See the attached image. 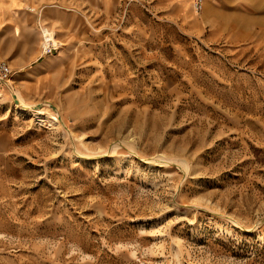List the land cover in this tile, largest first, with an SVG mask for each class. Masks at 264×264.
Wrapping results in <instances>:
<instances>
[{
    "label": "rangeland",
    "instance_id": "obj_1",
    "mask_svg": "<svg viewBox=\"0 0 264 264\" xmlns=\"http://www.w3.org/2000/svg\"><path fill=\"white\" fill-rule=\"evenodd\" d=\"M46 1L0 50V264H264V0Z\"/></svg>",
    "mask_w": 264,
    "mask_h": 264
},
{
    "label": "crops",
    "instance_id": "obj_2",
    "mask_svg": "<svg viewBox=\"0 0 264 264\" xmlns=\"http://www.w3.org/2000/svg\"><path fill=\"white\" fill-rule=\"evenodd\" d=\"M65 1L66 3L62 5L67 6L75 3V0ZM191 1L175 0V4L176 7L186 10ZM46 6H53V2L0 0V50H28L24 55H34L39 48L41 38L38 24L40 18H43V8ZM34 7H37L38 10L30 9Z\"/></svg>",
    "mask_w": 264,
    "mask_h": 264
},
{
    "label": "built area",
    "instance_id": "obj_3",
    "mask_svg": "<svg viewBox=\"0 0 264 264\" xmlns=\"http://www.w3.org/2000/svg\"><path fill=\"white\" fill-rule=\"evenodd\" d=\"M207 0H194L193 6L197 12L203 10ZM49 42V40H48ZM56 49L53 42H49L46 44L44 51L46 53L53 52ZM12 69L8 63L5 61H0V81L10 80V77L12 76Z\"/></svg>",
    "mask_w": 264,
    "mask_h": 264
},
{
    "label": "bare ground",
    "instance_id": "obj_4",
    "mask_svg": "<svg viewBox=\"0 0 264 264\" xmlns=\"http://www.w3.org/2000/svg\"><path fill=\"white\" fill-rule=\"evenodd\" d=\"M193 1H194V0H193ZM193 1H192V3H193ZM50 34H51V33H45V43H46V44H48V43H49L48 40L51 39V38H50ZM46 44H45V45H46ZM56 49H57V48H56Z\"/></svg>",
    "mask_w": 264,
    "mask_h": 264
}]
</instances>
